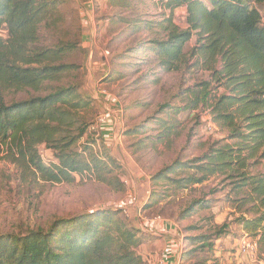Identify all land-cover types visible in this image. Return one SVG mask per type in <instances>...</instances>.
<instances>
[{
  "label": "trees",
  "instance_id": "obj_1",
  "mask_svg": "<svg viewBox=\"0 0 264 264\" xmlns=\"http://www.w3.org/2000/svg\"><path fill=\"white\" fill-rule=\"evenodd\" d=\"M61 1L0 0V30L4 27L7 37L0 40V85L17 92L41 93L8 103L0 95V147L16 148L27 168L45 182H71L75 175L91 173L96 181L111 185L114 178L106 177L110 173L106 162L89 150L95 142L87 132L90 129L93 135L96 129L85 113L88 117L92 100L76 86H58L64 73L78 68L62 62L75 46L60 42L49 49H30L38 40L40 26L59 13ZM157 5L169 12L154 25L164 31V37L151 40L150 47H139L137 52L153 53L161 72H176L189 61L185 47L194 36L189 57L196 70L207 72V80L185 90L184 106L159 108L166 116L157 120L163 128L160 137L177 130L174 114L199 108L209 110L213 122L226 134L200 157L175 162L151 179H168L184 188L215 175L226 176L231 191L243 193L244 204H253L254 218L242 217L240 222L256 236L258 250L264 249V174L248 172L264 161V0H157ZM182 8L184 30L171 18L174 10ZM152 28L144 25V29ZM120 109L124 118L126 112ZM41 146L52 154L47 164L40 159ZM181 170L191 174L180 179L167 176ZM195 204L207 207L204 202ZM120 213L118 208L96 210L56 219L46 230L0 234V264H142L136 251L138 232L118 217ZM226 228H218V237ZM213 243L202 247L216 249Z\"/></svg>",
  "mask_w": 264,
  "mask_h": 264
},
{
  "label": "rangeland",
  "instance_id": "obj_2",
  "mask_svg": "<svg viewBox=\"0 0 264 264\" xmlns=\"http://www.w3.org/2000/svg\"><path fill=\"white\" fill-rule=\"evenodd\" d=\"M156 2L62 0L59 13L40 26L38 40L30 49H49L60 42L75 46L62 62L78 68L64 73L58 86H76L81 95L92 100L88 117L85 113L88 123L96 129L93 135L90 129L87 132L95 142L89 150L106 162L110 172L106 177L114 179L113 184L107 185L96 181L91 173H84L75 175L71 182H45L34 175L30 166L27 168L16 148L0 147V234L46 230L56 219L115 209L131 195L135 204L130 207L128 218L122 213L118 217L137 230L140 244L136 251L142 264H161L167 237L146 231L137 219L138 211L148 218L159 216L174 226L181 246L177 253L179 264H264V249L259 248L253 258L236 253L240 239L256 237L243 229L240 218L252 219L255 214L252 203L242 202L243 193L231 191L230 179L215 175L202 184L184 188H177L168 179H151L175 162H190L200 157L226 134L213 122L209 110L199 108L174 114L177 130L160 137L163 128L157 120H165L166 116L159 113V108L164 104L184 106L188 99L185 90L207 80V72L196 70L194 59L189 57L195 47L194 36L185 47L189 61L176 72H161L153 62V53L137 52L139 47H150L151 40L164 37V31L154 25L160 24L163 14L169 16V12L156 6ZM171 18L179 29H186L185 9L174 10ZM146 23L153 28L144 29ZM6 38L3 27L0 40ZM94 61L98 67L101 63L99 69L92 67ZM38 94L41 93L17 92L0 85L5 103ZM105 96L126 112L123 118L111 108L117 118L113 123L117 136L112 141L96 137L102 132L95 122L109 104ZM144 131L147 132L141 134ZM86 139L87 136L80 144ZM39 156L45 164L52 160L51 152L43 146L39 147ZM183 171L167 176L180 179L191 174ZM248 172L264 174V161L249 167ZM196 201L204 202L207 207L192 205ZM222 225L227 228L218 237ZM215 241L216 249L202 247Z\"/></svg>",
  "mask_w": 264,
  "mask_h": 264
},
{
  "label": "built area",
  "instance_id": "obj_3",
  "mask_svg": "<svg viewBox=\"0 0 264 264\" xmlns=\"http://www.w3.org/2000/svg\"><path fill=\"white\" fill-rule=\"evenodd\" d=\"M107 55V53H106ZM101 93L105 95V92L101 90ZM106 97V101H109V104L107 107L104 108V113H102L97 121L96 125L99 126L100 132L102 134L96 135L98 136H104L105 132L107 131L111 133L110 137H106V140L112 141L113 139H116L117 132L114 133L115 129L114 126L116 124H113L114 121H117V118L115 119L113 112L111 111V108L116 109L115 111L119 113L122 117V112L120 108H115L116 102L112 98ZM127 184V182H124ZM135 204V200L131 195H128L126 197V200L123 205H117L115 208L120 209L121 213L124 217L128 218V211L130 207H133ZM137 219L139 220V223L145 228L146 231H149V233L155 234V235H164L167 237V246L166 250L163 254L161 264H179L177 263V253L181 250V246L179 244V240L175 237L176 232L173 225L166 223L163 221L159 216L148 218L143 215L141 211L137 212ZM258 251V240L257 238L247 237L240 239L238 243L236 244V253L240 254L241 256L253 258Z\"/></svg>",
  "mask_w": 264,
  "mask_h": 264
},
{
  "label": "crops",
  "instance_id": "obj_4",
  "mask_svg": "<svg viewBox=\"0 0 264 264\" xmlns=\"http://www.w3.org/2000/svg\"><path fill=\"white\" fill-rule=\"evenodd\" d=\"M90 51H92V49L89 50V56H90ZM94 62H95V61H94ZM100 66H101V63L99 64V67H98V62H95V64L92 65V67H93V68H96V69H99ZM93 75H95V74H93ZM115 108H119V107H118V104H115ZM104 132H105V131H104ZM105 135H108V137H110V136H111V133L106 132ZM105 138H106V137H105Z\"/></svg>",
  "mask_w": 264,
  "mask_h": 264
}]
</instances>
